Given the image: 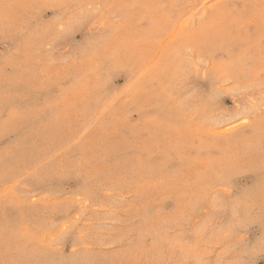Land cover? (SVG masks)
Returning <instances> with one entry per match:
<instances>
[{"label":"rangeland","instance_id":"rangeland-1","mask_svg":"<svg viewBox=\"0 0 264 264\" xmlns=\"http://www.w3.org/2000/svg\"><path fill=\"white\" fill-rule=\"evenodd\" d=\"M0 264H264V0H0Z\"/></svg>","mask_w":264,"mask_h":264}]
</instances>
